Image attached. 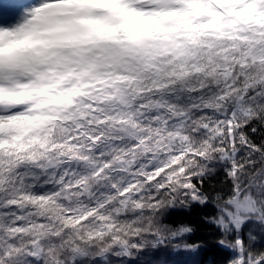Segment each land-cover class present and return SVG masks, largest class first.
I'll return each mask as SVG.
<instances>
[{"label":"snow or ice","instance_id":"obj_1","mask_svg":"<svg viewBox=\"0 0 264 264\" xmlns=\"http://www.w3.org/2000/svg\"><path fill=\"white\" fill-rule=\"evenodd\" d=\"M0 264H264V0H0Z\"/></svg>","mask_w":264,"mask_h":264}]
</instances>
